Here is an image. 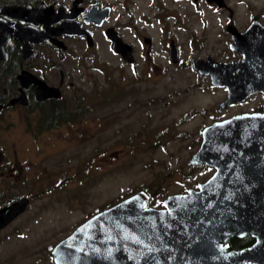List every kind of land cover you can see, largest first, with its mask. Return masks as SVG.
Returning a JSON list of instances; mask_svg holds the SVG:
<instances>
[{"label": "rangeland", "instance_id": "obj_1", "mask_svg": "<svg viewBox=\"0 0 264 264\" xmlns=\"http://www.w3.org/2000/svg\"><path fill=\"white\" fill-rule=\"evenodd\" d=\"M96 1L116 4L115 12L120 11L121 0ZM133 2L131 8L138 10L152 0ZM99 41L97 36L91 72L94 102L100 103L94 122L85 119L32 138L19 127L17 114L0 117V204L30 200L26 211L0 232V264H53L50 252L58 242L136 192L148 194L146 207L162 208L167 196L184 193L209 176L187 164L202 129L256 106L250 100L244 108L218 112L225 93L184 63L139 62L138 73L143 72L135 78ZM217 51L225 49H192L184 43L181 54L182 59L201 58Z\"/></svg>", "mask_w": 264, "mask_h": 264}, {"label": "flooded vegetation", "instance_id": "obj_2", "mask_svg": "<svg viewBox=\"0 0 264 264\" xmlns=\"http://www.w3.org/2000/svg\"><path fill=\"white\" fill-rule=\"evenodd\" d=\"M0 1V9H26L25 12L7 11L5 16L0 10V21L9 35L4 46L5 55H0V117L17 114L19 127L32 138L57 132L63 127L72 128L86 122L85 119L93 122L97 119L95 109L100 103L94 102L97 90L91 73L95 70L93 52L97 36L104 48L135 78H140L143 72L141 68L138 73L139 62L155 63L159 58L172 66L184 63L185 68H190L207 83L209 77L199 75L193 62L202 71H207L219 64L249 61L253 72H247L248 75L264 77V48L260 47L264 45V0H152L151 4L138 10L131 8L137 1L121 0L118 13L115 12L116 4H102L96 0ZM103 9H106V16L97 23L103 16L100 12ZM89 12L91 15L87 16ZM155 25H158L157 31ZM112 33L117 34L125 45L126 60L112 50L109 38ZM184 43L192 49L216 46L225 52L182 59ZM249 48L255 53L249 54ZM209 85L225 93L219 104L224 102L226 89ZM250 100L256 106L244 108ZM238 105L244 109L214 122L240 115H264L262 92L253 93L224 110ZM229 164L234 172L264 171V151L238 152ZM193 167L210 174L186 191H196L214 172L213 168L203 164L190 166ZM233 186L247 190L244 195L249 197L256 195V188L261 189L260 185L250 182ZM261 196L260 199H246L263 205L253 208L252 216L247 220L264 221V194ZM237 216L244 218L243 212ZM255 238L248 233L231 236L226 241V250L249 249L255 244Z\"/></svg>", "mask_w": 264, "mask_h": 264}, {"label": "water", "instance_id": "obj_3", "mask_svg": "<svg viewBox=\"0 0 264 264\" xmlns=\"http://www.w3.org/2000/svg\"><path fill=\"white\" fill-rule=\"evenodd\" d=\"M0 10L4 16L11 10L26 11L15 7ZM100 12L103 16L97 23L106 16V9ZM112 34V50L126 60L125 45ZM8 36L0 21L2 56ZM250 53L255 51L249 48ZM193 68L199 75L208 76L212 86L226 89L218 112L253 93L264 95V77L248 75L253 72L249 61L219 64L207 71L193 62ZM200 137L188 165L203 164L214 172L196 191L167 196L162 209L146 207L148 196L144 192L130 195L91 216L58 242L50 252L53 264H264V221L247 220L253 208L263 205L246 201L264 194V171L234 172L229 164L238 152L264 151V115L214 122L202 129ZM249 182L260 185L261 189L254 190L256 195L249 197L244 195L247 190L234 189L233 184ZM29 202L22 197L0 207V232L26 211ZM242 212L244 218L240 219L237 214ZM246 233L256 237L251 248L226 250L229 237Z\"/></svg>", "mask_w": 264, "mask_h": 264}, {"label": "trees", "instance_id": "obj_4", "mask_svg": "<svg viewBox=\"0 0 264 264\" xmlns=\"http://www.w3.org/2000/svg\"><path fill=\"white\" fill-rule=\"evenodd\" d=\"M144 193H145V192H144ZM145 194H146V193H145ZM147 195H148V194H147ZM7 202H8V201H7ZM3 205H4V203H3ZM3 205L0 204V206H3Z\"/></svg>", "mask_w": 264, "mask_h": 264}]
</instances>
